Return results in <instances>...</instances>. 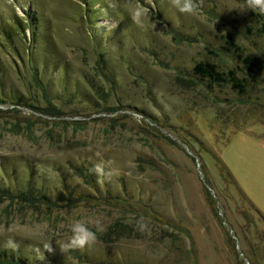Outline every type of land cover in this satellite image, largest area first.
<instances>
[{"label": "rangeland", "instance_id": "rangeland-1", "mask_svg": "<svg viewBox=\"0 0 264 264\" xmlns=\"http://www.w3.org/2000/svg\"><path fill=\"white\" fill-rule=\"evenodd\" d=\"M197 2L184 14L170 0H0V187L51 197L0 195L1 253L264 264V14ZM229 32L240 53L222 49ZM208 59L246 76L245 93L200 80ZM77 220L97 241L62 253Z\"/></svg>", "mask_w": 264, "mask_h": 264}, {"label": "trees", "instance_id": "trees-1", "mask_svg": "<svg viewBox=\"0 0 264 264\" xmlns=\"http://www.w3.org/2000/svg\"><path fill=\"white\" fill-rule=\"evenodd\" d=\"M15 23V22H14ZM17 24H20V19H17ZM23 24V23H22ZM14 25V24H13ZM264 29V26H263ZM262 29V30H263ZM222 49L227 52L240 53L241 46L236 42L235 36L232 32H229L224 37V45ZM245 67L252 70L251 67H258L261 65L260 57H246L244 58ZM193 73L203 81H207L208 85H222L229 83L234 89L239 93H245V82L248 81L247 77H240L236 69L221 70L218 64L214 60H204L200 61L193 67ZM250 75V73H248ZM6 100L0 98V102H5ZM0 195L23 200L25 202H49L50 192L37 187L30 186L26 191H22L19 194H15L10 189L5 187H0ZM0 264H30L27 260L15 257L13 255L6 254L5 252H0Z\"/></svg>", "mask_w": 264, "mask_h": 264}, {"label": "clouds", "instance_id": "clouds-1", "mask_svg": "<svg viewBox=\"0 0 264 264\" xmlns=\"http://www.w3.org/2000/svg\"><path fill=\"white\" fill-rule=\"evenodd\" d=\"M170 3L178 9L179 12L184 14H195L199 7L197 0H170ZM246 7L249 10L264 14V0H246ZM146 13L147 9L138 7L133 15V20L136 23L141 24V17ZM93 171L98 176L106 175L103 164L95 165ZM97 228H100L99 221H97ZM96 241V232H94L85 222L77 220L71 226V236L65 243L60 245L59 248L60 251L64 253L69 250L91 246L95 244ZM5 247L15 249L18 245L15 243L14 239L8 238L5 242ZM44 248L50 253L54 251L51 242L45 243Z\"/></svg>", "mask_w": 264, "mask_h": 264}]
</instances>
